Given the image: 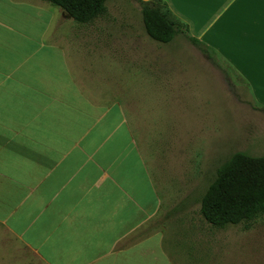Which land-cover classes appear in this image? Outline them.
Instances as JSON below:
<instances>
[{"label": "crops", "instance_id": "obj_1", "mask_svg": "<svg viewBox=\"0 0 264 264\" xmlns=\"http://www.w3.org/2000/svg\"><path fill=\"white\" fill-rule=\"evenodd\" d=\"M164 1L264 105V0ZM75 25L44 0H0V264H236L208 255L202 215L173 228L187 210L161 194L114 96L124 68L109 34ZM141 77L132 87L168 102Z\"/></svg>", "mask_w": 264, "mask_h": 264}, {"label": "rangeland", "instance_id": "obj_2", "mask_svg": "<svg viewBox=\"0 0 264 264\" xmlns=\"http://www.w3.org/2000/svg\"><path fill=\"white\" fill-rule=\"evenodd\" d=\"M106 6L101 17L75 26L83 33L109 34V47L117 51L112 58L124 68L123 85L114 96L123 102L145 159L155 165L161 194L172 207L183 202L189 214H174L172 225L191 215L199 218L200 198L222 162L236 151L264 155V105L254 103L238 70L218 54L213 53L216 62L209 59L184 34L167 43L151 39L138 0H108ZM148 73L166 88V96L169 90L168 102H152L146 89L132 87ZM201 226L200 238L218 243V248H205L209 256L232 257L236 264L243 259L242 264H264V214L246 229L242 224L216 227L205 220ZM194 235L188 232L185 237Z\"/></svg>", "mask_w": 264, "mask_h": 264}, {"label": "trees", "instance_id": "obj_3", "mask_svg": "<svg viewBox=\"0 0 264 264\" xmlns=\"http://www.w3.org/2000/svg\"><path fill=\"white\" fill-rule=\"evenodd\" d=\"M44 1L61 7L75 22L88 24L106 13L108 0ZM138 1L144 30L151 39L167 43L177 34H184L192 43L201 46L209 59H214L213 51L189 35L187 23L171 12L164 0ZM199 211L212 226L242 224L248 228L253 219L264 214V155L233 152L216 169L200 198Z\"/></svg>", "mask_w": 264, "mask_h": 264}]
</instances>
